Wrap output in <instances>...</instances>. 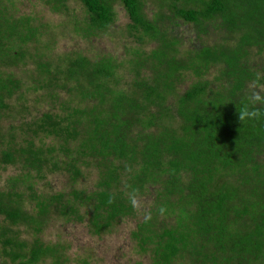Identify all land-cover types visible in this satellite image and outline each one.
<instances>
[{
	"label": "trees",
	"instance_id": "1",
	"mask_svg": "<svg viewBox=\"0 0 264 264\" xmlns=\"http://www.w3.org/2000/svg\"><path fill=\"white\" fill-rule=\"evenodd\" d=\"M76 1L0 0L2 263L132 221L134 264H264V0Z\"/></svg>",
	"mask_w": 264,
	"mask_h": 264
},
{
	"label": "rangeland",
	"instance_id": "2",
	"mask_svg": "<svg viewBox=\"0 0 264 264\" xmlns=\"http://www.w3.org/2000/svg\"><path fill=\"white\" fill-rule=\"evenodd\" d=\"M32 1H38V0H32ZM151 0H149V3ZM153 3H156L158 6L159 4L156 1H153ZM69 4L71 8L73 7L76 12L83 13L82 6L80 3H78L76 0H69ZM151 9H149L150 11ZM152 13V11H151ZM47 14V12H45ZM56 23L61 22V17L58 15H55L53 18ZM128 17L126 16V12L120 8L119 10V20L118 24L120 25H126L128 23ZM60 30L58 29V35L56 37L57 44H56V52L58 51H67L72 50L74 47H76V43L82 44L83 39L79 36H73L74 38L69 37H62L60 36ZM182 30V29H181ZM122 35H119V38ZM128 36V35H127ZM125 38H120V41H123ZM102 40V42L99 44L98 41ZM130 40V39H128ZM109 37H106V35H103L100 39H96L93 46H96V48H102L104 45H106V48L112 47V45H109ZM109 49V50H110ZM115 50V47H114ZM123 48L117 47L114 51L115 54H122ZM36 97V94L32 96V99ZM36 102V101H35ZM43 103V101H42ZM5 176L0 179V185H3L5 182ZM132 222V221H131ZM130 221L127 222L128 226L121 228V233H111L109 235H106L103 239H99L97 237H93L91 235L86 234L83 231L82 226H74L69 231H67V234L65 236V240H69V242H73L72 248L69 249L68 254L70 257V263H75L74 258L79 255H84V253H89L92 256L93 262L96 264H134V261L138 258V254L136 252H131V244H133L130 236L127 234L128 227L131 226ZM57 233L58 230L55 228V230H51L48 232L47 237L52 240L56 241L57 239ZM3 258H0V264H12L10 261L7 263H2Z\"/></svg>",
	"mask_w": 264,
	"mask_h": 264
},
{
	"label": "clouds",
	"instance_id": "3",
	"mask_svg": "<svg viewBox=\"0 0 264 264\" xmlns=\"http://www.w3.org/2000/svg\"><path fill=\"white\" fill-rule=\"evenodd\" d=\"M264 91V88H261L258 91H254L249 97V108L239 114V120L244 121L246 119H256L259 117V113L252 108L257 104H264V95H261V92ZM135 203V201H133Z\"/></svg>",
	"mask_w": 264,
	"mask_h": 264
},
{
	"label": "bare ground",
	"instance_id": "4",
	"mask_svg": "<svg viewBox=\"0 0 264 264\" xmlns=\"http://www.w3.org/2000/svg\"><path fill=\"white\" fill-rule=\"evenodd\" d=\"M43 18V17H42ZM127 155V154H126Z\"/></svg>",
	"mask_w": 264,
	"mask_h": 264
}]
</instances>
